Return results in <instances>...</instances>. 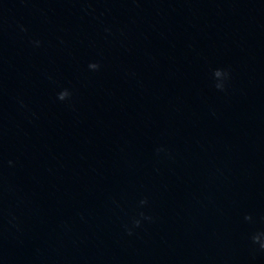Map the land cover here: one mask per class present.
Segmentation results:
<instances>
[{
	"label": "water",
	"instance_id": "water-1",
	"mask_svg": "<svg viewBox=\"0 0 264 264\" xmlns=\"http://www.w3.org/2000/svg\"><path fill=\"white\" fill-rule=\"evenodd\" d=\"M259 232L264 0H0V264H264Z\"/></svg>",
	"mask_w": 264,
	"mask_h": 264
},
{
	"label": "clouds",
	"instance_id": "clouds-1",
	"mask_svg": "<svg viewBox=\"0 0 264 264\" xmlns=\"http://www.w3.org/2000/svg\"><path fill=\"white\" fill-rule=\"evenodd\" d=\"M21 30L22 31H26L27 29H24L22 27ZM34 43L37 46H39V44H40L39 41H35ZM88 67L91 70H98L99 67H100V65L98 63H90ZM221 75L226 76L227 73L226 72H223L222 70H219V69L215 70L214 76L216 78L219 77V76H221ZM223 87H224V85L222 83H217L216 84V88L217 89H221L222 90ZM70 96H71V93L69 92V90L64 89L63 91H61V92L58 93L57 98L59 100H61V101H64V100L68 99ZM9 163H11V161ZM140 203H141V205L146 204L147 203V200H141ZM140 216L141 217H144V213L141 212L140 213ZM144 218L148 219V217H144ZM244 219L247 220V221H250L252 219V217H251V215H246L244 217ZM134 225L136 227H139L140 226V220H134ZM129 234L131 235V231L130 230H129ZM251 240H252L253 244H258L259 245V249L261 251H264V232H259V233H256V234L252 235Z\"/></svg>",
	"mask_w": 264,
	"mask_h": 264
}]
</instances>
